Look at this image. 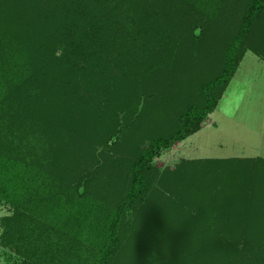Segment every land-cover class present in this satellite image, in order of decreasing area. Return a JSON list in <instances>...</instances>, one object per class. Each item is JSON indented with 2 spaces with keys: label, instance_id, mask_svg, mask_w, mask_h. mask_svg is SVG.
<instances>
[{
  "label": "trees",
  "instance_id": "1",
  "mask_svg": "<svg viewBox=\"0 0 264 264\" xmlns=\"http://www.w3.org/2000/svg\"><path fill=\"white\" fill-rule=\"evenodd\" d=\"M208 10L227 27L207 25ZM263 15L264 0H0V202L12 210L0 221L3 246L21 264H114L122 224L151 187L153 158L196 134L215 111ZM213 27L212 45L222 49L218 74L177 105L174 126L149 139L117 208L87 201L82 183L95 181L83 160L108 141V131L117 134L122 115L136 116L137 99L166 98ZM259 44L264 57V37ZM108 108L107 132L94 135L106 121L97 115ZM40 133L46 139L36 140ZM82 147L86 154L73 156ZM205 162L195 170L185 161L174 181L212 170L216 177L185 188L187 200L167 202L173 217L181 214L179 231L164 232L185 254L177 264H264V160ZM105 183L97 186L103 195Z\"/></svg>",
  "mask_w": 264,
  "mask_h": 264
},
{
  "label": "rangeland",
  "instance_id": "2",
  "mask_svg": "<svg viewBox=\"0 0 264 264\" xmlns=\"http://www.w3.org/2000/svg\"><path fill=\"white\" fill-rule=\"evenodd\" d=\"M228 7L229 3L226 8L228 9ZM206 15L208 17H205ZM215 15V12L210 13L209 10L206 12L204 20L207 25L210 21H216V27L219 30L223 24L227 27L225 24L227 21L222 18L218 21ZM260 21L253 31L251 40L241 49L236 72L225 88L215 111L203 122L201 131L190 140L176 143L170 149H163L159 155L153 158L149 173L151 187L146 197L128 213L122 224L121 250L116 256L114 264H177L180 258L185 257V254L176 246L178 242L168 240L165 235L166 232L169 234L171 229L179 231L180 222L175 220L180 219L181 216L178 212V215L173 217L167 202L178 203L182 198L187 200L183 196L191 186L206 185L216 177L215 171L212 170V174H203L202 178L200 175H193L178 181L179 183L175 182L179 178L177 167L185 161H194L195 170H198L208 160L259 158L264 160V57L259 50L261 48H259V41L264 37V15ZM206 29L204 28L202 33ZM199 31L201 32V28L197 29V34ZM216 35L217 30L214 29L208 39L204 41L200 50L201 55H196L197 52L193 54L194 61L185 64L182 62L188 68L187 73L180 77V82L169 90L165 99L151 98L150 96L156 95L155 93L144 95L140 99L141 101L137 99L138 103L141 102L139 111L137 110L136 116H130V114L121 116V119L118 120L117 134L112 131L107 132V129L104 130L113 117L112 115L110 119L108 118L113 109H103L97 115H103L106 121L99 129L95 128L91 132L94 135L107 132L109 139L105 144L97 146L94 157L89 155L82 162L81 169L84 173L88 172L91 175L87 178L91 177L95 181L92 184L82 183L80 191L82 195L87 196L86 200L93 197L91 202L97 207L112 201L113 204L109 206L113 209L118 207L115 202L120 201L119 198L126 194L130 187L131 165L138 155L148 147L149 139L152 136H157V133H165L168 128L174 126L177 105L183 106L193 100L195 93H192V90L201 81L210 80L220 71L222 49L221 46L214 48L212 45V39ZM262 48L264 49V47ZM188 55L187 52L184 53L182 60ZM217 57L216 65L213 58ZM131 123L133 126L130 128L131 130L124 131V127L126 128ZM36 129L37 127L33 132L31 131L34 135L26 138L28 142L36 135ZM43 135L44 133H40L35 139L38 140L41 137L46 139ZM56 145L59 146V143ZM82 148V150L79 148L72 150L73 156L83 157L87 148ZM195 170L193 171L195 172ZM100 175L103 180L96 183ZM103 182H106L104 187L107 188L104 195L97 187ZM185 188L188 189L185 190ZM112 192L113 200L110 196ZM182 205L175 208L178 209ZM110 207L107 209L113 210ZM183 207H185V203ZM183 209L187 210V207ZM11 212L9 206L0 202V221L10 216ZM192 215L196 214L193 212ZM90 216L96 215L90 214ZM81 220L85 219L81 218ZM84 225V227H88V221L84 222ZM84 227L82 228L83 233L85 232ZM3 230L0 224V264H21L22 258L3 246L1 241ZM169 249L172 251L169 252Z\"/></svg>",
  "mask_w": 264,
  "mask_h": 264
},
{
  "label": "crops",
  "instance_id": "3",
  "mask_svg": "<svg viewBox=\"0 0 264 264\" xmlns=\"http://www.w3.org/2000/svg\"><path fill=\"white\" fill-rule=\"evenodd\" d=\"M210 116H211V115H210ZM201 128H202V126H201ZM200 131H201V129H200L198 132H200ZM198 132H197V133H198ZM194 135H196V134H194ZM194 135H193V136H194ZM193 136L189 137V138L186 139V140H190V138H192ZM186 140H185V141H186ZM183 142H184V141H183Z\"/></svg>",
  "mask_w": 264,
  "mask_h": 264
}]
</instances>
